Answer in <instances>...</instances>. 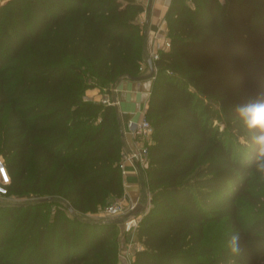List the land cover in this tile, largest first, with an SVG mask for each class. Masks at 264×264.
<instances>
[{"label":"trees","instance_id":"trees-1","mask_svg":"<svg viewBox=\"0 0 264 264\" xmlns=\"http://www.w3.org/2000/svg\"><path fill=\"white\" fill-rule=\"evenodd\" d=\"M143 10L139 0L0 4L7 196H37L0 202V264H119L118 221L80 214L124 194L123 124L116 106L86 92L140 75ZM166 18L170 47L154 60L145 112L151 206L133 264H264V176L235 111L264 92V0H173ZM223 117L244 141L213 125ZM210 226L220 227L215 241Z\"/></svg>","mask_w":264,"mask_h":264},{"label":"crops","instance_id":"crops-1","mask_svg":"<svg viewBox=\"0 0 264 264\" xmlns=\"http://www.w3.org/2000/svg\"><path fill=\"white\" fill-rule=\"evenodd\" d=\"M144 10L140 13L138 19L143 25L144 33V49L143 60L141 63L142 70L140 75H146L150 73V67L147 60L151 57L153 49L164 50L165 41L170 40L169 36V23L167 20V13L173 0H139ZM157 70V69H156ZM154 84V77L144 80H132L128 76L123 77L117 83L112 84L111 95L118 101L116 105L124 130V147L123 152H127L134 149L139 144L133 138V136L127 130V123L130 120L139 119L147 110L149 99L151 96L152 88ZM98 88V87H96ZM103 92L94 91L92 96L96 101H100ZM91 94V93H88ZM126 173L123 176L124 180V194L117 198V200L123 201L126 205H142L148 206L143 201L151 200V194L147 185V180L144 179L142 171L145 168L135 163L127 162L125 166ZM146 192L144 194V189ZM146 197V198H145ZM150 199V200H149ZM151 203V201H150ZM118 228L122 231L123 237L121 238L120 248L127 242L131 241L133 244H137V247L143 248V244L138 238L137 234H130L125 231L124 224H121ZM120 233V234H121ZM121 264V263H119Z\"/></svg>","mask_w":264,"mask_h":264},{"label":"built area","instance_id":"built-area-1","mask_svg":"<svg viewBox=\"0 0 264 264\" xmlns=\"http://www.w3.org/2000/svg\"><path fill=\"white\" fill-rule=\"evenodd\" d=\"M167 47H170V40L165 41V48ZM159 53L160 51L158 49H153L151 52V57L155 60L159 57ZM142 69L143 67H140V70ZM111 90L112 87H105L100 101L103 104L116 106L118 101L112 97ZM127 130L139 145L134 149L123 152L121 160V170L123 176L126 173L125 166L127 162L135 163L143 168L147 166L149 161V149L154 141V128L145 113L139 119L128 121ZM10 182L11 176L6 165L5 158L0 155V197L8 195V185ZM128 209L129 211L135 209V205L128 206L123 201L117 200L107 207L106 213L109 216H116L125 213ZM141 219L142 216H132L125 220V231L136 235ZM139 249H141V247H132L127 243L123 245L120 250L119 263L133 264L135 260V253Z\"/></svg>","mask_w":264,"mask_h":264},{"label":"rangeland","instance_id":"rangeland-1","mask_svg":"<svg viewBox=\"0 0 264 264\" xmlns=\"http://www.w3.org/2000/svg\"><path fill=\"white\" fill-rule=\"evenodd\" d=\"M5 1L7 0H0V4L1 3H4ZM102 91H104V89H101ZM94 91H100V88H91L89 89L87 92H86V99L88 100H95L94 99V96H92V93ZM88 93H91V94H88ZM7 118H8V115H7V112L4 114L3 116V120H4V124L6 125L7 123ZM213 125L214 126H219L221 130H227V135H228V138L229 139H232V141L234 142H237V140H239L240 142L244 141V137L240 134L241 132L233 129L230 124L227 123V120L225 117H223L221 120H215L213 122ZM142 175L144 177V179L146 180L145 178V175H144V172L142 171ZM144 189V194L146 192V189ZM151 197V196H150ZM146 198V197H145ZM37 200V196H34V195H30V194H27V195H20V196H2L0 197V202L6 207V206H10V205H27L28 203H32V202H35ZM150 200V199H149ZM117 201V199H112L109 203H107L105 205L104 208H102L99 212L97 213H87V214H80V219L82 221L84 220H87V221H91V222H95V221H106V220H115V221H118L117 223V226L119 227L121 224H124V221L129 219L130 217L132 216H142L145 215V212L149 209V207L151 206V203L150 201H147L146 199L143 201V203H146L148 206H145V208L141 209V211L137 212V213H134L132 214L133 210H130L129 209L125 212V213H122V214H119V215H116V216H109L107 213H106V209L107 207L113 203ZM138 205H135V207H137ZM4 213V212H3ZM25 214V210H21L18 214V217L20 218L21 215ZM15 223H11V230L15 227ZM124 227H125V224H124ZM122 231L120 230V228H118V231H117V237L121 243V238L119 237H123L121 233ZM218 232H220V227H213V226H210L209 229H208V240L209 241H215L219 234ZM81 233V230H79V233L78 235ZM121 233V234H120ZM129 233V232H128ZM132 234V233H130ZM127 244L132 247H135L137 246V244H133L131 241L127 242ZM121 250V248H120Z\"/></svg>","mask_w":264,"mask_h":264},{"label":"clouds","instance_id":"clouds-1","mask_svg":"<svg viewBox=\"0 0 264 264\" xmlns=\"http://www.w3.org/2000/svg\"><path fill=\"white\" fill-rule=\"evenodd\" d=\"M243 128L251 136V143L257 147L255 160L256 171L264 176V92L250 98L235 109ZM239 237L231 238L230 247L233 252L238 251Z\"/></svg>","mask_w":264,"mask_h":264},{"label":"water","instance_id":"water-1","mask_svg":"<svg viewBox=\"0 0 264 264\" xmlns=\"http://www.w3.org/2000/svg\"><path fill=\"white\" fill-rule=\"evenodd\" d=\"M147 63L150 67V73L149 74H146V75H137V76H134V75H128V77L132 80H144V79H148V78H152L154 77L155 73H156V68H155V64H154V59L153 58H149L147 60ZM145 208V206H142V205H138L137 207H135V209L133 210L132 214L134 213H137L139 211H141V209ZM71 210H73L71 208Z\"/></svg>","mask_w":264,"mask_h":264}]
</instances>
